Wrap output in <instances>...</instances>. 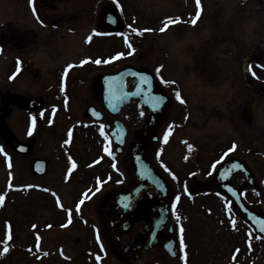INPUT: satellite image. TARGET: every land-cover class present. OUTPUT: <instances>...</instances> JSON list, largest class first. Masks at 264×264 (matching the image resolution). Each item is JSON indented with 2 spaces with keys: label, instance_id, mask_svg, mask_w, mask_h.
Here are the masks:
<instances>
[{
  "label": "rangeland",
  "instance_id": "1",
  "mask_svg": "<svg viewBox=\"0 0 264 264\" xmlns=\"http://www.w3.org/2000/svg\"><path fill=\"white\" fill-rule=\"evenodd\" d=\"M116 1L122 3L121 9L115 6ZM200 1L202 2V11L199 9V12L202 15L196 25L188 26L189 15L193 13L189 0H58V9L55 12L42 11V15L50 19V23L53 19H57L59 22L63 19L65 22H62L61 25L64 23L66 25V20H68L66 18L72 14H77L82 20L77 25L71 23L77 27L72 33L66 29L67 26L61 30V25H59L60 28L57 29V32H52V34L51 27L40 26L41 24L28 8L27 0H0V41L5 43L3 49L0 48V91L5 92L6 89L11 88L22 96L34 98L44 97L43 94L47 95L46 103L48 102L49 106L42 111L47 114L50 112L49 117H51L52 123L49 126V131L41 137L40 142H48L49 149L47 151L51 157H56L54 154L60 152L61 149L68 151L65 141H68L69 133L71 136L74 134L75 140L70 150L75 152L78 157L83 156L80 161L86 163L100 154V146L97 141H91V137L86 136L87 131L85 130L88 129L87 122H90V119L86 117L88 105L100 106L99 103H96L97 93L92 85L93 80H90L95 72L93 75L89 71L83 74L84 77H87V82H90L92 89L86 85L82 90H78L77 94H69L70 97L65 103L63 99L66 98L58 99L55 97L58 79L56 85L53 78L55 75L52 72L54 67L83 59L86 55L85 43L96 30L100 29L101 11L103 12V9L107 7H113L118 14L122 15H119L122 24L125 23L124 21L134 24L139 21L135 28L136 31H140L141 26L147 30H154L155 28L157 31L144 33L146 44L142 46L143 44L139 42L136 46L137 50L135 49L129 56L128 61L130 65L137 67L144 65L155 73L159 77L165 92L171 98L169 106L159 118L156 127L160 139L156 143H150L146 157L164 175L169 185L178 190L176 193L172 191V194H181L186 191L190 183L193 181L197 183L205 178L203 171L199 172L194 167L199 166L206 169L204 166L208 165L214 154L217 156L221 152H218L217 149H220L223 144L225 145L230 140L229 136L223 135V124L226 122L220 121L217 117L207 120V109L210 108L211 110L214 106L222 107L227 104V98L234 90L237 93V104L242 107L249 103L247 97L249 92L245 90L246 86L242 78L241 81L235 79L233 72L236 71L238 58L242 60L249 52L264 45V0ZM176 18L182 20L177 23H167L166 27V22ZM161 28H165V31H161ZM16 32L19 36L26 35L32 37L33 41L35 40L34 45L39 46L34 48L35 53H32L30 49L26 52L20 47L17 49L13 47L16 41L12 35ZM68 39H73L70 46H73L77 41L72 49L73 53L71 48H59L60 41ZM18 43L20 44V42ZM49 43L51 47L57 46L55 49L59 50L58 54L54 53V48H50L47 52L48 47L45 45ZM102 54L107 53L103 52ZM15 55L19 56L18 58L21 60L23 59L24 63L29 64L31 71L25 70L20 77L9 80V75L13 69L10 57ZM97 55H100L98 51ZM192 60H194L193 65ZM204 65L207 67L206 71L202 70ZM102 70L101 67H98L97 72H102ZM201 72L204 74L199 75ZM203 76H211V79L203 80L206 83L201 84V80L198 78ZM177 93L183 96L184 103L177 99ZM254 103L250 102L249 108ZM256 104L258 114L264 117L263 111L259 109L264 106V97H259ZM190 108L192 116L188 117ZM126 111H128V115L124 113L122 119L129 126V135L124 152L119 156L118 173L113 174L108 169L107 165L110 164L108 159L104 160L106 165L88 166L90 169L81 164V170L87 171V173L91 171L96 175L110 171L113 177L98 193L93 194L92 202L85 207L83 217L90 221H98V211L102 210L105 198L115 193L119 187L128 189L136 182L130 165L129 170L127 169L130 157L126 160L124 154L130 155V141L133 139L134 131L142 126L145 112L137 102L132 103ZM234 111L237 118L236 124L241 127L243 124L242 121H239L243 118L241 110L235 106ZM38 115L39 113H33L34 129L38 125L40 128L42 124L37 120ZM257 119H259L258 116ZM8 124L12 127L14 135H18L20 138L26 136L27 116L24 117L22 113L15 111L8 120ZM94 124L95 127L96 123ZM261 125L258 122L259 132L262 128ZM41 134L43 135L42 132ZM99 136L100 140L104 141L103 135L99 134ZM165 136H167V142H165ZM107 148L111 150V148ZM192 149L198 151L194 154V158L190 154ZM256 150L264 153L262 132L257 138ZM242 155L248 159L258 178L261 179L264 176V155L258 154L256 156L252 153H242ZM123 160H125L124 164ZM66 164L62 168L63 172L67 168ZM1 171L2 168H0V176L3 175ZM192 174L194 175L192 176ZM62 177L59 176V182L56 177L51 183L64 182L65 177L63 180ZM194 177H196L195 180H193ZM4 180L5 176L1 178L2 189ZM58 190V194L65 201L77 199L81 192L87 197L90 195L89 187L80 186L75 181L69 183L66 180ZM181 199L182 196L177 202ZM213 201L211 196L207 199L200 198L197 202V208L191 206L185 208L191 218L189 226L187 225L190 229V232L187 231V238L189 237L191 245L195 244V248H192L195 264H227L231 262L230 254L234 247L233 239L242 237V235L239 236V232H237L238 235H234L227 231L224 227L226 222L221 226L220 222L216 221L213 216L209 217L203 212L201 207L204 204L215 208ZM10 211L11 208L7 213L9 216L15 215L13 209L11 213ZM17 211L15 223L16 225L21 223L23 229L20 231V237L21 242L25 244L30 237L28 233L29 223H24L22 219L27 209H17ZM49 214L50 212L48 213L43 206H39L36 219L43 222L45 216ZM183 219L185 218L183 217ZM5 224L6 222L3 224V220L0 222V251L4 250V245H6V241L3 239L5 237ZM140 224L134 226V234L138 232ZM192 230H194L195 235L191 238ZM61 233L52 229L42 233L43 237L41 238H44L45 245L49 246L54 237L58 238L61 234L60 238L66 242V248L72 255H75L73 244L76 245V239L83 244L91 238L88 229L83 228L77 231L67 227ZM259 246L263 247L264 245ZM196 249L198 250L196 251ZM23 252L15 256H4L0 259V264H73L69 262L58 263L51 260L52 258L41 261ZM247 253L248 264L252 263L250 259L253 256L255 257L254 264H263V260L260 259L263 255L255 256L250 252ZM113 263L116 264L114 259L111 264Z\"/></svg>",
  "mask_w": 264,
  "mask_h": 264
},
{
  "label": "flooded vegetation",
  "instance_id": "2",
  "mask_svg": "<svg viewBox=\"0 0 264 264\" xmlns=\"http://www.w3.org/2000/svg\"><path fill=\"white\" fill-rule=\"evenodd\" d=\"M57 1L58 0H34V6L36 10L35 13L33 12V5L30 3V0H27L26 3L28 8L32 11L36 20L41 24L39 25L43 27H51V33H56L57 29L60 28L59 25H61L62 22H65V20L62 19L59 22L57 19H53L50 23V19L42 15V11L46 10L49 12H55L58 9ZM189 4L194 10V1L189 0ZM112 10L113 7H107L103 9V12L101 11L102 22L100 24V29L96 30L90 36V39L87 41V43H85L86 55L83 58L86 59L87 62H82V60L76 62H66L63 63L62 66L58 65L56 68L54 67L52 71L55 75V77H53L55 83L58 79V88L55 92V97L58 99L66 98L63 99L66 100V103L67 98L70 97L69 94H77V91L82 90L86 85V87L91 88L90 82H87V77L83 76L84 72L89 71L90 73H92V75L93 72H95L90 80H93L92 85L94 86L97 93L96 103H99L98 105L100 106H97L95 104L94 105L103 110L105 113V118L101 122L104 126V129L106 128V124H110L115 119V117L107 113L103 108L102 76L105 74L117 73L123 68L130 66V62L128 61L129 55L127 48L130 39L129 23H124L125 25L122 24L119 17L116 26L106 25L104 23L105 16L109 11ZM37 16L39 17V19H37ZM66 19H68L66 20L67 24H62L61 30L65 29L63 27L67 26L66 29L70 33L74 32L77 28L71 23L77 25V23L82 20V18L78 17L77 14H72ZM144 33V27L141 26V30L139 31L137 36V40L138 43L140 42V44H143L142 46L146 44V36ZM12 38H15L14 40L16 41L13 44V47H15V49L20 47L26 52L28 51V49H30L32 53H35L34 48L39 47L36 46V44L34 45L35 40L33 41V39H31L32 37L26 35L19 36L18 32H16V34L13 33ZM72 40L73 39L61 40L59 48H71L70 50L73 53L74 51L72 49L77 41L74 40L75 44L73 46H70ZM17 41L20 42V44ZM0 43V45L4 47L3 44L5 43H2L1 41ZM45 47H48L47 52H49L50 48H54V53H59V50L55 49L57 47L56 45H53V47H51L49 43L46 44ZM97 51L100 55H97ZM103 52H106L107 54L103 55ZM251 53L254 54V56L248 63V69L253 78V83L257 87H246L245 90L249 92V96H247L249 103H246L242 107L240 104H237V93L234 90L233 93H231L227 98V104L223 105L222 107L214 106L211 110L210 108L207 109V120H212L214 117H217L220 119V121L224 120L227 123L226 124L223 122L225 124H223V135L229 136L230 140L225 143V145L223 144L220 149H217L218 152H221H219L217 156H215L216 154H214L212 160L210 159L208 165L204 166L206 167V169H203L199 166L194 167L199 172L203 171V174L207 175V177H205L203 181H198L197 183L193 181L188 186L189 190L193 193L190 196L192 197V199H196L195 203H193V205L191 206L192 208L198 207L197 202L200 198L207 199L209 196H211L214 199L213 203H215V208L208 207L205 204L201 207V209L207 216H213L215 220L219 222H224L227 220V218H232V221L235 223L236 228L249 229H251V227L245 221L244 211L239 205H236L233 200L227 195V193L222 189L221 185L215 179V174L228 161L237 159L243 160L247 164L251 172L256 175L257 180L255 184L253 186L244 187L246 177L242 172L233 173L231 177V183L235 188L238 189V192L241 195L247 208L249 210L255 211L259 215L264 216V176L259 179L254 167L251 165L248 159L242 155V153H252L256 156L258 154L264 155V153H262L261 151L256 150L257 138L261 135V132L262 136H264V117L258 114L256 104L259 97H264V45L261 48L258 47L256 50L249 52L248 54ZM18 57L19 56L16 55L14 57H10L11 64L13 65V69L11 70L12 73H10V79L18 78V76H21L25 70H28V72L31 71V66L27 63H24L25 61H23V59L21 60ZM97 60L100 61L99 64L95 63V61ZM243 60L244 58L242 60L241 58L237 59L236 71L233 72L234 78L239 79L240 81L242 78L241 69ZM193 64L194 60H192V65ZM98 67H101L103 69L102 72H97ZM138 68L152 72L144 65H140ZM206 69L207 67L204 65L202 67V70L206 71ZM253 72H255V75H253ZM202 74H204V72H201L199 75ZM153 75L155 79V91L165 92L163 85L159 82L158 78H156L155 74ZM209 79H211V76H203L198 78V80H201V84H205V81ZM134 82V79H128L127 88L130 89L133 86ZM10 93L18 94L11 88L6 89L5 92L0 91V107L6 105L5 110H7L5 114L3 110L0 111V119L5 116L4 120L10 130H12V127H10V125L8 124V120L12 117L13 112L19 111L23 114L24 117L27 116V125L25 129L26 136L20 138L17 135L16 138L17 141H21L24 144L32 140V145L29 151H20L18 150L17 142H14L12 146L8 144L4 137L0 134V168H2L3 171H1V174L3 175L0 176V196L4 197L3 202L0 203V222L2 220L3 224L4 222H6L5 237L3 239L6 241V245L4 246L8 248L7 252L1 250L0 255L15 256L24 251V254L30 255L37 260L40 259L41 261H44V259L49 260L50 258H52L51 260H54L58 263L69 262L73 264H111L113 262V259L115 260L116 264H195L193 261L194 253L192 249L195 248V244L191 245L189 237L187 238V234L185 239L182 236L184 230L190 232L188 226L190 224L191 218L188 213L185 222L183 217H181V220H177V218L174 216V209H171L169 205L171 212H169V217L166 224L158 232L157 244L147 253L141 255L140 258H137V255L130 248L129 250H126L125 246L130 244L138 234L144 231L146 227V217L148 215H153L154 217L159 215V203L157 202L156 198H154L153 200H147L145 202L139 201L137 203L131 228H121L120 234L122 236V239L120 241L115 236L113 230L110 227V224L111 222H114L115 224L118 223L124 212V209L122 207H114V205H112L115 193L121 190H125L123 187H119L115 193L104 199L105 204L103 205L102 210L98 211V221H90L88 218L82 216V205L80 204V201L78 199H75L73 201H65L64 199H62L61 195L58 194V189L63 186V183L66 180L69 183L75 181L80 186L85 185L90 188L93 186V183L96 179L95 174L91 171L87 173V171L81 170V164H84L83 166H85L86 168L91 163L92 159L86 163H82L80 160L83 158V156L78 157L75 152L70 150L75 137L72 141H70V139L69 141H65V145L68 146V151H63L61 149L60 152L54 154L56 157H51L50 153L47 151L49 149V143L40 142L41 137L44 136L50 128L49 113L47 114L42 111L43 109L45 110L47 106H49V103H46L47 95L45 96V94H43L45 98L44 106H42L39 110H29L22 108L21 106H18L17 104H14L12 102L9 103L7 96ZM23 96L26 97V95ZM27 97L30 98L31 96ZM250 102L255 103L252 104L249 108ZM90 105L92 104H89L88 106ZM235 106H237L238 109L241 110V115L243 117L242 118L240 115L242 120L240 119L239 121L243 122L241 127L236 124L237 118L234 111ZM128 107L129 105L122 109L120 118L126 124L129 135V126L122 119L124 113L128 115V111H126ZM259 109H261L264 114V106ZM164 112L165 110L163 111V113ZM33 113H39V115L37 116V120L39 123H42L40 128L39 125L38 127L36 126L35 129L33 127ZM163 113L161 115H163ZM189 115L190 117L192 116L191 108L189 110ZM257 116L259 119H257ZM86 117L88 118L87 114ZM159 118L160 116L157 119V124ZM258 122L262 124L260 132L257 128ZM88 123L95 125L91 120ZM157 124L155 126V130L152 133H157ZM41 132L43 133V135L41 134ZM87 137L90 138L91 136ZM93 140L96 141V137H91V141ZM223 141L225 140L223 139ZM147 143L148 150L149 146L151 145V134L148 136ZM15 145H17V147H15ZM234 145L235 149L233 150ZM204 146L208 148L206 145ZM195 153V150L191 151V155L193 158ZM119 156H117L115 159L119 160ZM124 158L128 160L129 156L127 155V153L124 154ZM36 159H44L46 161L47 166L45 174L37 175L32 172L33 163ZM124 163L125 160H123V164ZM64 164H66L67 168L65 167L66 169H64L63 172L62 168L64 167ZM129 165L130 163L128 160V170ZM103 171H105V169H103ZM3 176H5V180L2 189L1 178ZM59 176L65 177V181L59 184L51 183L52 180L56 177L57 181L59 182ZM195 179L196 177L193 178V180ZM37 194L38 196L36 197ZM150 197H153V195L151 194ZM171 197V193L169 192L168 204H170L171 202ZM36 198L39 199L37 200ZM91 202L92 200H90L89 202L84 201L83 204H89ZM39 206H43L45 210L48 211V213L50 212L49 215L45 216L43 222L40 220L37 221L36 219V214L38 213ZM9 208H11V211L12 209L15 211V215L18 213L17 209H27V211L24 212L25 216H23L22 219L24 220V223H29L28 233L30 234V237L25 244L21 242L20 237V231H22L23 229L21 227V223L19 225H16L15 215L9 216L7 214ZM224 213L226 216L224 215ZM69 219L71 220L70 223ZM138 223H141V226L138 232L134 234V226ZM67 227L68 229L77 231L81 228L88 229V231L91 233V238L88 240V242L86 241L81 244V242L76 239V245L73 244V246H75V255H72L68 252V249L66 248V242L60 238L62 234L61 232H64ZM52 229L60 232L61 234H59L58 238L54 237L50 245L47 246L45 245V239L41 238L43 237L42 233ZM181 229H183V232H181ZM251 233L257 236V234H255L253 231ZM98 235L99 239L97 238ZM193 235H195L194 230H192L191 232V238ZM181 239L183 243H181ZM101 245L103 247H101ZM238 246H240V243L238 244ZM169 248L172 252H175L174 256H171L169 252H167V249ZM197 250L198 249H196V251ZM250 253L254 254L255 256H258V254L263 255L262 257H260V259H262L264 262V248L258 249L256 245H254L250 249ZM97 257H100V259H97ZM254 258V256L251 257V264H254Z\"/></svg>",
  "mask_w": 264,
  "mask_h": 264
},
{
  "label": "water",
  "instance_id": "3",
  "mask_svg": "<svg viewBox=\"0 0 264 264\" xmlns=\"http://www.w3.org/2000/svg\"><path fill=\"white\" fill-rule=\"evenodd\" d=\"M108 14L113 15V13H108ZM249 58H250V56H249ZM246 64H247V60H245L243 62V77H244L246 84L252 85L251 84V78L249 77L248 72L246 70ZM142 75L143 74L141 72L137 71L136 69L128 68V69L124 70L123 72L119 73L118 75L111 76V78H109V81H108L109 82L108 83V89L106 92V95H107L106 104L109 107V109L113 112H118L123 105H125L131 101L132 97L141 98L144 105L148 108V115L146 118V123H145L143 129L137 133V135H136L137 141L133 142L131 144V158H132L131 165H132L135 173L137 174V178H138L137 186L133 190H131L130 193H126V194L123 193L121 195L118 194L115 197V199L113 200V204H112V205H114V207L117 206L116 205L117 199H120V202H123L125 200L126 201H128V200L132 201V209L131 210L125 209V212L122 215L120 221L116 224L111 223V227L114 230V233L117 236V239L119 241L121 240V237H122L120 234L121 228L125 227V226L131 227V225L133 223V216L135 214V208H136L137 202L138 201H147L148 199L146 197H147V194L150 190L153 189L154 191H156L158 193V201L161 203L160 208L166 206L165 204H163L165 202V198L161 197V195H164L166 192L165 182H164L163 178H161L159 176V174L154 169H151L149 167V165L145 162V156H144L145 148H146L147 135L152 130L153 125L155 123V120L161 112L160 108H162V105L164 104L166 99L159 101V104L156 105L155 100L152 99L151 94L148 92L147 93L144 92V89H146L148 87H147L146 81H144V77H142ZM128 77H137L138 82H137L135 89L132 92H130L129 94H127V92H126L127 97H126V94H124V95L120 94L121 97L116 96L117 91L125 92L123 89H125V81ZM150 87L152 88V85ZM7 99H8L9 103L12 102V103L17 104V105H19L23 108H26V109L35 108V107H33V104L37 101H39V103H40L39 105H41L43 103L42 98L31 99V98H25V97H23L21 95H17V94H9L7 96ZM5 109H6V105H3L0 107V111L3 110L4 114L7 111ZM93 109L94 108H91L90 111L95 112V110H93ZM94 116L97 118H100L97 115H94ZM4 117L5 116H3L0 119V134L4 137V139L6 140V142L8 144L13 146L14 142H17V145L20 146V149L23 146H26L27 151H29L31 149L32 141L28 142L27 144H23V143L17 141L14 134L8 128V126L4 120ZM114 125L115 126L117 125L119 128L123 127V124L119 121H116ZM123 138H124V136L122 137V139ZM118 143L123 144V141H120ZM17 145H15V147H17ZM44 165H45V163H43V166H42V161H39V160L35 161L33 171L37 172V173L44 172V170H45ZM251 178H253V176ZM165 214L166 213L164 212L163 216H165ZM157 219H158V217L156 219H154L153 215H148L146 217L147 226H146L144 233L140 234L134 240V242L139 241V245L135 249H132V250H134L136 253H139V255L147 252L151 246V243L154 242L153 240H150V234L152 232L155 233L153 226H154V222ZM249 219H250V222H252L253 225H255L257 227V230L264 234V231L261 230L262 229L261 228L262 222H260L259 219L255 218L254 216H250ZM163 220H164V217H163ZM160 222H161V218L158 220V224Z\"/></svg>",
  "mask_w": 264,
  "mask_h": 264
},
{
  "label": "snow or ice",
  "instance_id": "4",
  "mask_svg": "<svg viewBox=\"0 0 264 264\" xmlns=\"http://www.w3.org/2000/svg\"><path fill=\"white\" fill-rule=\"evenodd\" d=\"M30 3L33 5V12L35 13L36 10H35V6H34V0H30ZM196 4H197V8L202 11V7H201V4H200V0H196ZM199 15H200V12L198 11L196 17L192 20V23L193 24L196 23V20L197 19H199ZM37 19H39L38 16H37ZM177 22H179V21L170 20V21L166 22V27H167V23H177ZM160 30L161 31H165V28H161ZM85 62H87V61H85ZM95 63L99 64L100 61L97 60V61H95ZM250 70H251V68H250ZM253 75H255V72H253ZM176 96H177V99H180V94L179 93H177ZM180 102L181 103H184V101L182 99L180 100ZM29 134H31V133H29ZM69 136H71V133H69ZM105 139H107V137H105ZM165 142H167V136H165ZM234 149H235V145L233 146V150ZM73 166H75V165H73ZM173 178H175V177H173ZM3 199H4V197L3 196H0V203L3 202ZM177 199H179V198H177ZM81 203H83V201H81ZM125 206H127V205H125ZM177 219H179V217H177ZM70 222H71V220L69 219V223ZM261 230L264 231V225H262V229ZM181 232H183V229H181ZM97 238L99 239V235H98ZM181 243H183L182 239H181ZM101 247H103V246L101 245ZM7 251H8V248L5 247L4 248V252H7ZM97 259H100V257H97Z\"/></svg>",
  "mask_w": 264,
  "mask_h": 264
},
{
  "label": "bare ground",
  "instance_id": "5",
  "mask_svg": "<svg viewBox=\"0 0 264 264\" xmlns=\"http://www.w3.org/2000/svg\"><path fill=\"white\" fill-rule=\"evenodd\" d=\"M21 74H22V73H21ZM19 76H20V75H19ZM19 76H18V77H19Z\"/></svg>",
  "mask_w": 264,
  "mask_h": 264
}]
</instances>
